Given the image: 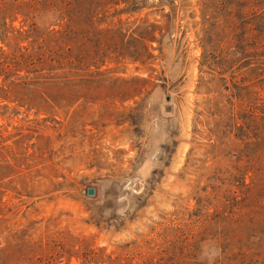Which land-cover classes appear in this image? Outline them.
I'll list each match as a JSON object with an SVG mask.
<instances>
[{
	"label": "rangeland",
	"instance_id": "obj_1",
	"mask_svg": "<svg viewBox=\"0 0 264 264\" xmlns=\"http://www.w3.org/2000/svg\"><path fill=\"white\" fill-rule=\"evenodd\" d=\"M206 241L264 264V0H0V264Z\"/></svg>",
	"mask_w": 264,
	"mask_h": 264
},
{
	"label": "clouds",
	"instance_id": "obj_2",
	"mask_svg": "<svg viewBox=\"0 0 264 264\" xmlns=\"http://www.w3.org/2000/svg\"><path fill=\"white\" fill-rule=\"evenodd\" d=\"M221 249L215 241L201 243L198 255L199 264H216Z\"/></svg>",
	"mask_w": 264,
	"mask_h": 264
},
{
	"label": "water",
	"instance_id": "obj_3",
	"mask_svg": "<svg viewBox=\"0 0 264 264\" xmlns=\"http://www.w3.org/2000/svg\"><path fill=\"white\" fill-rule=\"evenodd\" d=\"M86 192H87L88 195H93L94 194V189L93 188H88Z\"/></svg>",
	"mask_w": 264,
	"mask_h": 264
}]
</instances>
